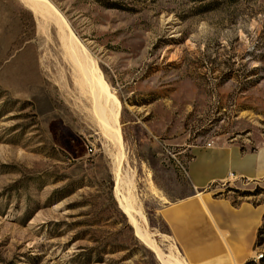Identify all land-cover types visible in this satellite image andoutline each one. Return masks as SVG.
<instances>
[{
  "label": "rangeland",
  "instance_id": "obj_1",
  "mask_svg": "<svg viewBox=\"0 0 264 264\" xmlns=\"http://www.w3.org/2000/svg\"><path fill=\"white\" fill-rule=\"evenodd\" d=\"M47 1L114 97L121 154L80 102L84 85L57 73L25 4L0 0V264H201L160 216L190 185L159 143L187 163L190 146L219 137L264 144V0ZM116 175L131 180L135 222L164 256L115 201ZM208 192L264 208L261 183ZM262 259L264 213L247 261Z\"/></svg>",
  "mask_w": 264,
  "mask_h": 264
},
{
  "label": "crops",
  "instance_id": "obj_2",
  "mask_svg": "<svg viewBox=\"0 0 264 264\" xmlns=\"http://www.w3.org/2000/svg\"><path fill=\"white\" fill-rule=\"evenodd\" d=\"M245 141L249 145L219 137L188 148L190 193L165 205L160 216L171 239L189 261L243 264L251 258L264 208L247 202L234 206L208 192L227 182L229 174L236 178L233 182L264 185V144L255 136Z\"/></svg>",
  "mask_w": 264,
  "mask_h": 264
},
{
  "label": "bare ground",
  "instance_id": "obj_3",
  "mask_svg": "<svg viewBox=\"0 0 264 264\" xmlns=\"http://www.w3.org/2000/svg\"><path fill=\"white\" fill-rule=\"evenodd\" d=\"M21 1L25 4L27 9L35 17L37 24V33L39 34V37L42 40L43 47L45 48V52L47 50L50 51L51 53L50 56H52L51 61H53L54 65L56 66L57 73L60 74V72H63L66 78L70 80L74 88H78L79 86L81 88L84 85V89H87V91L86 90L83 91L86 93V95L84 94V97L80 99V102L82 100L84 104L89 105V107L93 111L94 118L97 117L100 120L102 132L118 148V154H121L119 148V140L116 137V135L114 136L115 133L113 134L114 123H115V110H116L114 97L113 98L111 97L107 87L102 82L101 77L97 72V69L95 68V65L88 58L82 46L78 45L77 40L72 35L70 29L68 28V25L66 24L62 16L47 0H21ZM46 57L47 58L43 59L45 65L47 62H49L48 60L49 55H47ZM64 84L62 82V85ZM89 115H87V117ZM99 120H97V122ZM119 165H120L119 162L117 161V159H115V166L117 167L116 174H118ZM127 175L125 176L127 177ZM116 176H117V181L115 184L116 186L115 201L118 202L123 213L130 219L132 225H134L133 228H135L137 235L149 247H151V249H153L155 252L159 253L160 255L164 256V254L155 245V242H153L150 238H148L146 233L142 232L139 226L137 225V223L135 222L133 213H136L137 210L134 207L135 201L131 193V189H132L131 180L130 181L126 180L120 177V175H116ZM261 257L262 256H260V258ZM166 258H167L166 261L169 264H185L182 263L181 261H178L177 259L176 260L173 259V261L170 260L169 258L171 257H168V255Z\"/></svg>",
  "mask_w": 264,
  "mask_h": 264
},
{
  "label": "built area",
  "instance_id": "obj_4",
  "mask_svg": "<svg viewBox=\"0 0 264 264\" xmlns=\"http://www.w3.org/2000/svg\"><path fill=\"white\" fill-rule=\"evenodd\" d=\"M159 147L161 148L166 161L172 163L179 172L187 176V161L182 157V151H175L174 148H171L170 146H167L161 142L159 143ZM235 179L236 178L233 174H229L227 177V182H233ZM260 256L261 255L255 256V260H259Z\"/></svg>",
  "mask_w": 264,
  "mask_h": 264
},
{
  "label": "trees",
  "instance_id": "obj_5",
  "mask_svg": "<svg viewBox=\"0 0 264 264\" xmlns=\"http://www.w3.org/2000/svg\"><path fill=\"white\" fill-rule=\"evenodd\" d=\"M261 262L264 263V259H262ZM245 264H252V261H247Z\"/></svg>",
  "mask_w": 264,
  "mask_h": 264
}]
</instances>
